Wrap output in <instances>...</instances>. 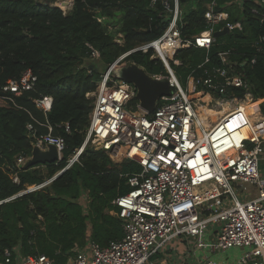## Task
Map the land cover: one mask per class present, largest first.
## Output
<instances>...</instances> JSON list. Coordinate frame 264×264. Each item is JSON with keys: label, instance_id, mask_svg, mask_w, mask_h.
I'll return each instance as SVG.
<instances>
[{"label": "built area", "instance_id": "1", "mask_svg": "<svg viewBox=\"0 0 264 264\" xmlns=\"http://www.w3.org/2000/svg\"><path fill=\"white\" fill-rule=\"evenodd\" d=\"M245 1L264 9V0ZM157 4L167 22L165 30L157 39L121 54L107 66L96 90L87 94L92 107L85 138L81 147L67 158L65 168L77 163L88 145L104 151L115 163L128 160L140 167L127 176L129 191L112 202L119 209L111 214L121 221L123 237L106 247L92 241L84 247L75 246L65 264H149L153 257L166 255L170 247L178 245L186 250L176 260L180 264H219L207 253L231 249H242L243 254L229 264H264V182L260 175L264 135L255 132L250 123L252 115L240 105L244 98L256 100L241 71L247 63L237 66L231 62L228 50L218 53L220 67L209 68L205 67L209 63L206 54L203 63L186 76L185 89L171 66L181 65L175 58L179 50L193 47L208 52L216 40L214 32L225 27L229 32L241 30V23H229L228 13L216 12L213 0L204 13L205 30L187 39L180 29V1L149 0L150 8ZM121 38L118 34L115 42L122 44ZM250 46L264 58V37ZM138 52L151 53L150 59L163 64L166 75L145 72L152 78H166L170 88V94L160 97L151 113L140 107L135 87L114 74L116 69L134 64L127 59ZM91 56L98 59L99 53L92 50ZM254 62L253 59L251 64ZM198 71L202 72L199 76ZM35 82L36 77L28 69L19 79L7 81L0 91H31ZM235 89L242 94L232 92ZM134 99L136 103L132 104ZM202 102L217 109L223 105L230 108L206 127L204 122L209 119L202 120L198 113L206 107ZM35 106L47 114L52 98L41 97ZM258 113L259 121L264 122V109L260 108ZM228 124L233 125V130L228 129ZM26 130L32 148L46 150L54 146L59 161L62 159L64 139L53 135L49 126L48 132L39 136L31 125ZM64 130L70 133L68 124ZM28 158L17 159L16 167H22ZM11 178L18 182L16 176ZM207 184L215 194L204 196L197 190ZM246 184L257 188V196L240 202L236 192L244 193ZM0 264L60 263L44 255H23L15 247L1 253Z\"/></svg>", "mask_w": 264, "mask_h": 264}, {"label": "trees", "instance_id": "2", "mask_svg": "<svg viewBox=\"0 0 264 264\" xmlns=\"http://www.w3.org/2000/svg\"><path fill=\"white\" fill-rule=\"evenodd\" d=\"M62 1H72L67 12L55 6ZM179 1L181 34L188 39L205 30L204 13L213 0ZM231 1L216 0L215 11L228 13V22H240L242 29L216 38L208 52L193 47L179 50L175 58L181 65L171 66L185 83L206 54L205 67H220L218 53L231 50L230 61L237 66L247 63L241 71L254 98L262 99L264 58L250 44L264 37V9L251 1L241 8ZM162 13L158 4L150 8L149 0H0V88L28 69L36 77L31 91H0V257L5 249L17 247L23 255H44L65 264L75 246L92 241L106 247L122 239V223L111 214L119 209L112 202L129 191L127 176L140 167L128 160L115 163L88 145L78 162L65 168L85 138L92 107L87 94L96 90L100 76L117 57L163 33L167 22ZM118 34L122 44L115 42ZM92 50L99 53L95 60L102 72L85 63ZM150 55L138 52L127 60L150 75H166L163 64ZM201 74L198 71L197 76ZM232 92L242 94L238 89ZM44 96L52 98L47 114L35 106ZM27 125L38 136L49 126L53 135L64 139L60 161L16 167L17 159L31 155Z\"/></svg>", "mask_w": 264, "mask_h": 264}, {"label": "water", "instance_id": "3", "mask_svg": "<svg viewBox=\"0 0 264 264\" xmlns=\"http://www.w3.org/2000/svg\"><path fill=\"white\" fill-rule=\"evenodd\" d=\"M61 6L70 5V1L60 2ZM228 28H223L213 34L214 38H218L224 34H228ZM115 77L119 80L131 84L136 89V100L140 107L146 112H153L157 100L162 96L170 94V88L166 78L156 79L150 77L144 69L136 64H130L115 70ZM59 161L58 153L54 146H48L46 150L33 147L30 157L25 161L22 168L27 169L37 164H51ZM57 176V175H56Z\"/></svg>", "mask_w": 264, "mask_h": 264}, {"label": "rangeland", "instance_id": "4", "mask_svg": "<svg viewBox=\"0 0 264 264\" xmlns=\"http://www.w3.org/2000/svg\"><path fill=\"white\" fill-rule=\"evenodd\" d=\"M60 4L57 3V4H55V6L59 7L62 11L67 12L68 10L71 9L72 1H71L70 5H67V6H64V5L61 6ZM110 29L113 30V29H115V27H111ZM85 63L96 66L99 69L98 71H100V72H102V70H103V68L101 66H99V63L97 62V60H95L93 57L91 59L86 60ZM180 84L185 89V87H186L185 83L180 81ZM247 101H244V103H246ZM201 104H205V103L202 102ZM205 105H206V107H204V106L201 107L203 110L207 109V107L213 108L210 104H205ZM223 106L225 108H226V106L230 107V105H223ZM262 107H260V108L263 109ZM245 112L248 113V111H246V110H245ZM251 112H253V110H251ZM198 113H200V111H198ZM251 118H250V120H251ZM223 158L224 157H222V158L220 157L219 159H223ZM260 175H261L262 179H264V162L263 161L260 162ZM244 186H245V192L244 193L236 192L237 198L240 202H244L246 200L253 199L257 196V188L255 186H251L248 184H246ZM32 189H34V187L28 188V190H32ZM247 192L250 193L249 196H247L248 195ZM242 254H243L242 249H231V250H228V251H225L222 253H216V254L207 253L206 256L208 258L215 260L219 264H229V263L239 259L242 256Z\"/></svg>", "mask_w": 264, "mask_h": 264}, {"label": "crops", "instance_id": "5", "mask_svg": "<svg viewBox=\"0 0 264 264\" xmlns=\"http://www.w3.org/2000/svg\"><path fill=\"white\" fill-rule=\"evenodd\" d=\"M231 3L233 5H236L238 7H242L244 2L243 0H232ZM227 5H230V2L227 3ZM248 100V101H247ZM246 103H243V109H245L246 111H248V113L250 115H252V118L250 120V123H252L254 125L255 130L260 133L262 132V134L264 135V122L259 121L261 119V114L258 113V110L260 109V107H262L264 109V98L262 99H256L254 101L257 102V108L258 110H253L249 105L251 102H253V100H250L249 98L247 99ZM261 109V110H263ZM251 110H253V112H251ZM257 112V113H255ZM264 182V179H263ZM186 250L185 247L183 245H178L177 248L175 247H170L169 250L166 251V255H157L155 257L152 258V261L149 264H180L179 261L176 262V260L178 258L181 259V255L185 254ZM173 257V259H172ZM166 259V261H164Z\"/></svg>", "mask_w": 264, "mask_h": 264}, {"label": "bare ground", "instance_id": "6", "mask_svg": "<svg viewBox=\"0 0 264 264\" xmlns=\"http://www.w3.org/2000/svg\"><path fill=\"white\" fill-rule=\"evenodd\" d=\"M241 107H243L244 104H240ZM246 105H249L253 110H258L257 108V102L256 101H253L249 104H246ZM230 107L226 106V108L223 106L221 109H217V108H207L205 110H203L202 108L199 109L200 111V116H201V119L202 120H205V119H209V121L207 120L206 122H204L205 126L206 127H209V123H214L215 121L218 120V118L223 115L224 113L227 112V110L229 109ZM255 130V128H254ZM256 132V130H255ZM238 139V138H237ZM222 160V159H220ZM209 185H203L201 187H199L197 190L201 193H203L202 195L206 196V195H213L215 194V192L212 190L211 187H208Z\"/></svg>", "mask_w": 264, "mask_h": 264}, {"label": "snow or ice", "instance_id": "7", "mask_svg": "<svg viewBox=\"0 0 264 264\" xmlns=\"http://www.w3.org/2000/svg\"><path fill=\"white\" fill-rule=\"evenodd\" d=\"M227 127H228V129H229L230 131L233 130V125H232V124H228Z\"/></svg>", "mask_w": 264, "mask_h": 264}]
</instances>
